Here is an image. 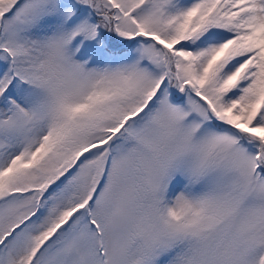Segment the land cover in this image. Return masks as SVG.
<instances>
[{
	"label": "snow or ice",
	"instance_id": "6c2138e0",
	"mask_svg": "<svg viewBox=\"0 0 264 264\" xmlns=\"http://www.w3.org/2000/svg\"><path fill=\"white\" fill-rule=\"evenodd\" d=\"M0 264H264V0H0Z\"/></svg>",
	"mask_w": 264,
	"mask_h": 264
}]
</instances>
